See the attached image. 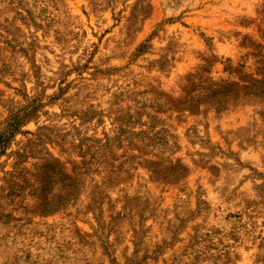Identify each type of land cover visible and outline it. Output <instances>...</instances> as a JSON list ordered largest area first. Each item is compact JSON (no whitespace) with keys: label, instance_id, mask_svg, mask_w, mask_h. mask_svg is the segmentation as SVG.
<instances>
[{"label":"rangeland","instance_id":"obj_1","mask_svg":"<svg viewBox=\"0 0 264 264\" xmlns=\"http://www.w3.org/2000/svg\"><path fill=\"white\" fill-rule=\"evenodd\" d=\"M0 264H264V0H0Z\"/></svg>","mask_w":264,"mask_h":264}]
</instances>
